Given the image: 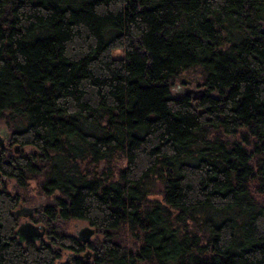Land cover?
<instances>
[{
	"label": "trees",
	"instance_id": "1",
	"mask_svg": "<svg viewBox=\"0 0 264 264\" xmlns=\"http://www.w3.org/2000/svg\"><path fill=\"white\" fill-rule=\"evenodd\" d=\"M1 120L0 264H264V0H0Z\"/></svg>",
	"mask_w": 264,
	"mask_h": 264
},
{
	"label": "rangeland",
	"instance_id": "2",
	"mask_svg": "<svg viewBox=\"0 0 264 264\" xmlns=\"http://www.w3.org/2000/svg\"><path fill=\"white\" fill-rule=\"evenodd\" d=\"M117 52L120 51V50H116ZM117 52H115L116 54H118ZM181 80L182 81H179V80H176L175 81V84L173 85V88H172V91L173 93L176 95V96H182L183 94H185V89L186 88H191V89H194V90H198V89H201L203 88L204 86L201 85V82L203 80V76L202 74L200 73V70L199 68H194V69H191L189 71H186V72H183L180 76ZM196 101V100H195ZM5 127L9 132V128L7 127V125L5 124L4 121H0V128H3ZM0 136H2V134L0 133ZM12 151L11 153L13 155H18L21 151H20V148L18 146H15L12 144V146H10ZM15 147H17V152H16V149ZM24 152H29L30 151V148H24L23 149ZM6 184H7V187H8V190H13V180H7L5 181ZM28 195L32 196L33 199L30 200V202L28 203H20L16 208L15 210L17 209H20V207H37L39 204H42L41 206V212L40 213H35V215L33 216L35 225H44L45 226V223H44V220L42 219V216H43V209L45 208L47 202H48V199H46L44 196H37V190L35 189V183L32 181H30L29 183V188H28ZM24 222L23 219H19V224ZM85 226H90L88 224V222L86 221H82V220H72L70 222L67 223L66 225V232L74 237L77 236V232L80 231L82 228H84ZM47 230V227L45 226V231ZM96 236H98L96 233H94L91 237H90V242L93 241ZM44 239V237L42 238ZM86 254L89 253V249L86 248L85 251H84ZM84 254V253H83ZM68 256V252H64L63 253V256L61 258V261H63L66 257Z\"/></svg>",
	"mask_w": 264,
	"mask_h": 264
},
{
	"label": "water",
	"instance_id": "3",
	"mask_svg": "<svg viewBox=\"0 0 264 264\" xmlns=\"http://www.w3.org/2000/svg\"><path fill=\"white\" fill-rule=\"evenodd\" d=\"M208 90V87H203L201 89L198 90H194L191 88H186L185 89V94L189 95L193 100H198L199 98H201L202 96H204L206 94ZM1 134L3 136V138H8L10 135V132L5 128H1ZM2 141V142H1ZM0 141V147L3 145V140ZM17 147H16V152H17ZM1 173H0V180H1ZM29 212L31 211V209H29ZM18 211V210H17ZM16 211L17 214H19ZM18 239L20 241H26V240H37L40 239L43 235H44V227L43 226H38V225H34L32 223L29 222H24L21 223L16 231H15ZM95 233V230L93 227L91 226H85L84 228H82L80 231L77 232V239L80 240L83 244H86L88 242H90V237ZM87 256H89V254L87 253Z\"/></svg>",
	"mask_w": 264,
	"mask_h": 264
},
{
	"label": "flooded vegetation",
	"instance_id": "4",
	"mask_svg": "<svg viewBox=\"0 0 264 264\" xmlns=\"http://www.w3.org/2000/svg\"><path fill=\"white\" fill-rule=\"evenodd\" d=\"M1 128H0V133H1ZM3 140V145L0 147V150L2 149H8L10 146H12V141H11V132H10V135L8 138H3V136H0V141ZM2 142V141H1ZM16 149V147H15ZM1 173V171H0ZM1 180H0V184L5 182L7 179L2 175L1 173ZM41 206L42 204H39L37 207H20V209H16V211L19 213L17 214L16 211H15V214L19 217V219H23L24 222H29V223H32L34 224L36 221L34 220L33 216L35 215V213H40L41 212ZM29 209H31V211L29 212ZM35 221V222H34ZM22 222V223H24ZM21 224V223H20ZM18 224V226L20 225ZM35 225V224H34ZM17 226V227H18ZM40 226H43L44 227V234H45V226L44 225H40ZM44 237V235L40 238L42 239ZM40 239H37V240H34V242H37L39 241ZM19 240V239H18ZM20 241V240H19ZM26 241H29V240H26ZM31 241V240H30Z\"/></svg>",
	"mask_w": 264,
	"mask_h": 264
}]
</instances>
